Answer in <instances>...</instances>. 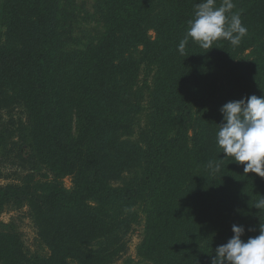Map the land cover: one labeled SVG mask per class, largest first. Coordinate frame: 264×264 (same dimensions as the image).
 <instances>
[{
	"label": "trees",
	"instance_id": "1",
	"mask_svg": "<svg viewBox=\"0 0 264 264\" xmlns=\"http://www.w3.org/2000/svg\"><path fill=\"white\" fill-rule=\"evenodd\" d=\"M2 1L9 15L0 44V131L7 133L0 146L11 170L2 176L5 184H0V216L15 203V195L31 188L38 206L26 200L17 206L26 205L31 217L35 210L45 212L47 224L41 231L45 253L39 254L25 247L13 221L0 219V264H112L85 249L94 235L138 221L139 200L174 190L183 194L190 187L195 193L187 208L165 213L159 251L151 254L152 246L136 264H211L214 249L233 236V224L244 226L242 240L259 235L264 209L254 204L264 197V177L245 174L242 165L218 153L216 132L223 121V104L251 95L264 97V54L257 55L264 50V0H233L232 14L239 13L247 28L238 46L221 39L207 50L189 39L184 55L178 45L201 0H103L102 37L84 54V64L75 67L80 120L75 138L68 134L62 114L54 2ZM220 2L216 0L217 6ZM248 49L250 56H257L239 58ZM138 53L157 56L166 69L167 94L163 99L155 97L153 117L162 122L161 117L176 114L182 120L178 135L183 140L152 136L144 147L117 142L115 106L123 99L122 84L137 70ZM223 70L228 72L226 85L219 92ZM20 108L26 114L20 124L46 153L49 166L44 172L36 171L32 157L24 156L12 140L13 111ZM179 143L195 164L196 181L190 187L184 186L186 178L174 167ZM119 158L127 165L144 166L140 182L111 185L123 172ZM209 161L219 162L220 171L212 173ZM65 175L72 177L70 188L61 182ZM156 238L153 234L148 241L153 244Z\"/></svg>",
	"mask_w": 264,
	"mask_h": 264
},
{
	"label": "rangeland",
	"instance_id": "2",
	"mask_svg": "<svg viewBox=\"0 0 264 264\" xmlns=\"http://www.w3.org/2000/svg\"><path fill=\"white\" fill-rule=\"evenodd\" d=\"M56 6L59 28H58V51H57V74L60 81L61 106L64 124L68 134L75 138L78 134L80 120L77 112L78 97L76 92L77 74L75 67L84 64V54L95 46L102 37L105 29L103 0H52ZM9 15V8L0 0V44L5 40L6 21ZM149 35L154 38L155 34L150 29ZM140 49H144L140 47ZM264 54V50H259L257 55ZM255 53L250 56V49L242 55L244 59L257 56ZM139 62L134 76L123 83L120 89L123 94L122 102L115 106L118 130L115 138L117 142H132L144 147L152 136L158 137H179L181 131V121L176 114H169V118L161 117L157 122L154 119L155 97L164 98L167 92L164 90V80L166 75L161 68L157 56L151 54L138 53L135 56ZM238 58V59H239ZM223 70L219 77V92L223 91L226 85ZM161 99V100H162ZM160 100V102H161ZM161 104H164L161 102ZM22 110L13 111L15 134L13 141L17 143L19 151L24 156L32 157L36 164V171H45L49 163L45 161L46 153H41L42 146L34 139L31 141L28 134L20 123L25 122ZM166 124L163 125V122ZM189 136L191 132L189 131ZM7 136L0 131V142ZM190 138L185 139V144H189ZM183 144L179 143V149L174 154L175 169L180 170L181 176L185 177L184 186H192L196 181V168L193 160L188 156ZM118 150L116 148V154ZM5 155L0 146V184H5L2 177L11 170L10 165H5ZM120 168L123 170L121 178L111 181L112 186H120L129 182H140L144 176V166L127 165L119 158ZM33 163H29L31 167ZM14 176V175H13ZM179 178V176H178ZM65 188L72 186V177L65 175L61 178ZM195 193L193 188H188L184 193L174 190L173 192L157 194L156 199L147 201L139 200L135 206L137 213L136 222H132L128 228L122 227L118 230L94 235L85 249L99 258L110 260L112 264L140 263L146 257V252L156 254L159 251L162 238L165 232V213L170 210H180L187 208L189 197ZM20 200L34 203L37 207L36 196L31 188H23L19 195L14 196V202L6 206L1 213L0 219L3 222L13 221L21 234V239L25 247L32 253H45V237L41 231H45V212L34 211V216L28 214V208L23 205L21 209L17 206ZM163 200V201H162ZM165 200V202H164ZM166 207V212H164ZM38 209V208H37ZM38 222V223H37ZM159 230V231H157ZM155 234L156 240L153 244L149 242L150 237ZM45 236V235H44ZM148 257L150 254L148 253Z\"/></svg>",
	"mask_w": 264,
	"mask_h": 264
},
{
	"label": "clouds",
	"instance_id": "3",
	"mask_svg": "<svg viewBox=\"0 0 264 264\" xmlns=\"http://www.w3.org/2000/svg\"><path fill=\"white\" fill-rule=\"evenodd\" d=\"M233 0H201L195 5L193 18L188 21L187 31L179 42L178 52L184 55L189 39L201 48L209 50L214 42L227 40L238 46L247 35L239 13L232 14ZM231 14V15H229ZM223 121L216 132L218 153L224 158L243 166V172L264 177V97L251 95L247 98L229 101L220 108ZM220 163L209 161L212 173L220 171ZM264 209V197L255 204ZM233 236L214 249L211 264H264V225L259 235L242 240L245 228L232 225Z\"/></svg>",
	"mask_w": 264,
	"mask_h": 264
}]
</instances>
